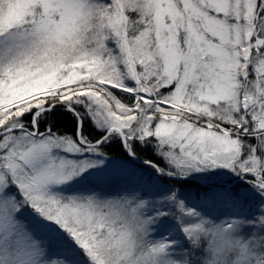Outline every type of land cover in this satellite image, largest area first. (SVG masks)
<instances>
[{
    "label": "snow or ice",
    "instance_id": "1",
    "mask_svg": "<svg viewBox=\"0 0 264 264\" xmlns=\"http://www.w3.org/2000/svg\"><path fill=\"white\" fill-rule=\"evenodd\" d=\"M0 264H264V0H0Z\"/></svg>",
    "mask_w": 264,
    "mask_h": 264
},
{
    "label": "trees",
    "instance_id": "2",
    "mask_svg": "<svg viewBox=\"0 0 264 264\" xmlns=\"http://www.w3.org/2000/svg\"><path fill=\"white\" fill-rule=\"evenodd\" d=\"M56 119L59 122L58 126L67 127L68 130H71L72 125H71V120L69 117H65V116H61L57 114ZM110 152L111 154L116 155V156L120 155L118 150H115V149L110 150Z\"/></svg>",
    "mask_w": 264,
    "mask_h": 264
}]
</instances>
